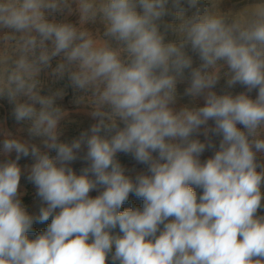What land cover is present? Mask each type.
Segmentation results:
<instances>
[{
    "label": "clouds",
    "instance_id": "9594fccd",
    "mask_svg": "<svg viewBox=\"0 0 264 264\" xmlns=\"http://www.w3.org/2000/svg\"><path fill=\"white\" fill-rule=\"evenodd\" d=\"M200 5L0 0V98L31 137L56 153L0 129V153H16L0 162V264H109V258L111 264H264V215L257 214L264 207V0L240 17ZM73 13L78 23L55 18ZM97 21L101 33L87 27ZM169 32L176 39L167 40ZM48 69L84 93L77 102L98 121L70 143L60 140L68 113L56 101L64 90L42 94ZM186 70L184 94L203 96L205 104L177 111ZM222 77L229 88L239 84L258 94L218 95L213 89ZM210 120L214 127L202 134L220 136L218 148L196 138ZM82 146L88 164L77 174L70 165ZM206 148L214 155L202 162ZM121 152L147 165L148 174L127 175ZM28 156L34 162L27 179L43 205L38 215L20 199L18 161ZM130 194L143 207L121 211ZM50 217L30 239L34 222Z\"/></svg>",
    "mask_w": 264,
    "mask_h": 264
},
{
    "label": "rangeland",
    "instance_id": "374dc122",
    "mask_svg": "<svg viewBox=\"0 0 264 264\" xmlns=\"http://www.w3.org/2000/svg\"><path fill=\"white\" fill-rule=\"evenodd\" d=\"M260 0H201L200 7L203 10H214L218 11L228 17H240L246 15L250 10L259 3ZM73 7H75L73 5ZM185 7H187L185 5ZM192 11L189 10L186 14L191 15ZM55 18L57 20H67L72 23H78L79 16L76 13L72 15L67 14H56ZM166 21L179 23V21H173L172 17H166ZM87 27L93 31L94 33H101L103 31V25L97 21L95 24H89ZM167 40H174L176 39L175 35L171 32L167 34ZM4 48V43L2 37H0V51ZM188 54L193 58V67L199 66V58L198 55L193 53L190 48L186 49ZM58 59V58H56ZM56 59L53 60L52 66L55 67ZM227 66L225 65V70ZM51 70L48 69L41 74V79L43 81V88L42 94L47 95L51 92H54L57 89L64 90L63 98H58L56 103L62 107L67 113L68 116L61 121L59 128L61 131L60 140L62 142L70 143L73 139H76L80 136V134L84 131L90 129V127L97 123L96 119H93L90 115L92 111L91 107L85 105L83 103H78V98L84 95L83 92L74 89L71 86L70 81L68 80L67 76H65L61 80H56L52 76L48 75ZM189 86V71H185V80L183 82H178L177 84V100L173 107L178 111L184 106H188L191 104H195L196 106H203L205 104V99L203 96L195 98L193 100L192 97L185 95V89ZM218 95L230 92L233 95L239 94L241 92H246L247 89L242 85H235L232 88H229L226 84V78L222 77L220 81L217 83L215 88L213 89ZM250 95L251 98H255L258 94V89L253 90L251 93H247ZM72 111V112H71ZM13 112V105L9 103L7 98H0V129L3 132H11L13 136L19 138L23 141L28 143H35L40 146L41 151H48L49 155L55 156L56 153L54 150H48L44 148L43 144L41 143L39 138L31 137L28 132V124L26 122L17 123L14 119L12 114ZM123 127V125H120ZM205 127H214V121H208V124ZM241 127V125H238ZM204 130V126H202L200 132L196 138L200 139L202 142L208 143L209 141L214 143L216 148L219 146V141L221 139L220 136L213 135L209 133L207 137H205L202 133ZM3 132H0V147H2V141L4 139ZM87 148L86 146H82L81 150L78 152V158L71 163V167L79 174L81 170L87 166L88 162L84 159L86 155ZM214 148H206V150L201 154L200 159L201 161H205L211 158L214 155ZM154 155H156L154 153ZM16 157V153L13 152L8 156L3 155L0 153V162H4L5 160L11 159L14 160ZM117 159L121 163V165L125 168L126 174L135 179L136 175L144 173L148 174L147 165L138 163L131 154L125 153H118ZM260 159L264 161V156H261ZM33 158L31 156L22 157L18 163L22 168V176L20 180V199L24 204L26 210L30 215H38L39 209L42 205L41 199L36 195V187L35 185L27 179L28 171L27 169L32 165ZM197 194H202V190L196 189ZM99 194V190H93L89 193L90 196L95 197ZM264 204V201H262ZM142 208L143 207V200L141 198L136 197L134 194H130L128 200L122 205L121 211L129 209V208ZM258 215H264V207L258 210ZM51 223V217L48 221L43 223L34 222L33 224V231H31L28 235L30 239H34L35 236L44 230H46L48 224ZM119 229L114 230V234L118 233ZM109 264H111V260L109 258Z\"/></svg>",
    "mask_w": 264,
    "mask_h": 264
},
{
    "label": "bare ground",
    "instance_id": "6f19581e",
    "mask_svg": "<svg viewBox=\"0 0 264 264\" xmlns=\"http://www.w3.org/2000/svg\"><path fill=\"white\" fill-rule=\"evenodd\" d=\"M205 127V126H204Z\"/></svg>",
    "mask_w": 264,
    "mask_h": 264
},
{
    "label": "water",
    "instance_id": "95a60500",
    "mask_svg": "<svg viewBox=\"0 0 264 264\" xmlns=\"http://www.w3.org/2000/svg\"><path fill=\"white\" fill-rule=\"evenodd\" d=\"M72 112V111H71Z\"/></svg>",
    "mask_w": 264,
    "mask_h": 264
}]
</instances>
